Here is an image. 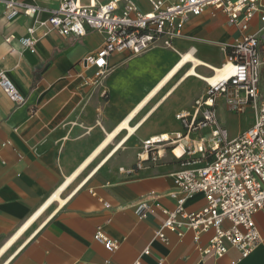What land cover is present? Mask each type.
Returning a JSON list of instances; mask_svg holds the SVG:
<instances>
[{
	"label": "crops",
	"instance_id": "crops-1",
	"mask_svg": "<svg viewBox=\"0 0 264 264\" xmlns=\"http://www.w3.org/2000/svg\"><path fill=\"white\" fill-rule=\"evenodd\" d=\"M22 1L38 10L13 20L5 17L0 2V73L26 98V104L17 107L0 86V264H135L138 260L142 264H264L261 213L254 215L261 240L251 254L243 257L240 250L229 247L220 258L202 255L197 248L209 243L212 230L203 233L198 244L191 231L182 239L164 231L166 243L156 238L166 220L162 211H150L145 218L135 213L141 200H151L153 207L176 208L172 195L180 190L174 177L182 167L171 153L141 169L135 164L149 138L182 132L178 114L191 111L206 91L197 81L199 76L180 70L151 95L185 54L221 66L227 57L224 47L241 38L240 29L229 24L223 11L208 7L189 20L185 34L173 39L172 48H154L129 59L114 54L109 60L112 71L96 78L95 69L85 66L84 60L97 54L105 36L97 31L70 37L45 34L61 0ZM135 1L143 12L151 10L148 0ZM30 27L38 39L35 53L21 44ZM250 27L264 36L258 18ZM216 54L220 57L213 60ZM200 69L208 71L203 75H211L209 66ZM146 101L132 121L135 134L124 143L123 134L102 148ZM218 114L224 126L229 115L252 119L238 135L255 123L251 111L229 113L224 99ZM64 186L59 195L63 203L51 201ZM206 203L202 194L195 195L187 199L186 209L196 212ZM99 226L119 240L114 252L95 240ZM147 249L149 255L144 253Z\"/></svg>",
	"mask_w": 264,
	"mask_h": 264
},
{
	"label": "built area",
	"instance_id": "built-area-1",
	"mask_svg": "<svg viewBox=\"0 0 264 264\" xmlns=\"http://www.w3.org/2000/svg\"><path fill=\"white\" fill-rule=\"evenodd\" d=\"M89 1L86 5L83 0H61L59 8L51 13L45 34H103L105 41L100 50L84 60L85 66L95 69L96 78H105L112 71L109 60L114 54L129 59L154 48H172L173 39L185 34L189 20L208 7L223 11L229 24L240 29L241 38L224 47L227 57L220 68L229 76L222 75L215 83L202 78L207 83L205 94L194 102L191 111L177 116L182 132L168 138H149L138 154V169L164 159L167 152L182 167L174 177L180 190L172 195L176 208L171 210L160 204L153 207L151 200H141L135 213L145 218L150 211H162L166 220L156 238L166 243L164 231L181 239L191 231L198 244L202 234L212 230L214 236L209 243L197 247L202 255L220 258L232 247L248 257L261 240L254 215H264V36L252 32L250 27L255 18L264 27V0H148L151 10L147 12L135 0ZM0 2L5 5L8 20L32 16L38 10L22 0ZM27 33L21 44L23 49L35 53L38 39L34 28H28ZM210 70L211 75H216V69ZM0 86L17 107L26 104V98L5 73H0ZM221 99L229 113L255 114L254 125L232 141L218 114ZM201 194L206 205L199 211H188L187 199ZM94 237L109 252L119 246V240L100 226ZM149 252L147 249L144 253ZM135 264L142 263L138 260Z\"/></svg>",
	"mask_w": 264,
	"mask_h": 264
},
{
	"label": "bare ground",
	"instance_id": "bare-ground-1",
	"mask_svg": "<svg viewBox=\"0 0 264 264\" xmlns=\"http://www.w3.org/2000/svg\"><path fill=\"white\" fill-rule=\"evenodd\" d=\"M193 63V64H192ZM202 65H207L210 67V69H213L217 71L216 75H210V76H201L199 74L198 66H202ZM180 70H184L186 72L187 76H193V77H200V80H202V78L207 79L209 82L211 83H215V81H217L218 78L222 77V75H224L225 77L229 76V72L228 71H221L220 66H213L210 63H206L200 59H196L194 56H192V54H185L183 55V57L180 59L179 64L171 71V73H169V75L164 79V83L157 89L154 91V93L151 95L153 96L157 91H159L161 88L164 87V85H166L167 83H169L171 81V79L180 71ZM204 81V80H203ZM150 96V97H151ZM149 100V98H147V101ZM147 101L141 105L140 107H138L133 113L130 114V117H128L123 123H121L115 130L114 132L109 136L108 139H106V141L104 142V144L102 145L103 147H108V145L114 141V139L121 137L123 134L124 136L122 137L123 143L126 142L129 138H131L132 135L135 134V131L137 129V127L135 125L132 124V121L136 118V114L140 111V109H142ZM168 135H165L164 138H168ZM122 143V142H121ZM121 146V145H119ZM119 146H117L116 148H118ZM100 148V149H102ZM100 149H98L97 152L100 151ZM115 150V149H114ZM177 150V153H180V151ZM95 154V153H94ZM96 155V154H95ZM94 155V156H95ZM92 158V157H91ZM92 160V159H91ZM89 161V160H88ZM90 162V161H89ZM70 183V182H69ZM67 185V184H66ZM66 187L64 186L52 199L53 200H58L61 204L63 203V201L61 200V197L59 196L61 194V192L64 191Z\"/></svg>",
	"mask_w": 264,
	"mask_h": 264
},
{
	"label": "rangeland",
	"instance_id": "rangeland-1",
	"mask_svg": "<svg viewBox=\"0 0 264 264\" xmlns=\"http://www.w3.org/2000/svg\"><path fill=\"white\" fill-rule=\"evenodd\" d=\"M219 57H220V54H216V55L212 56V59L213 60H214V58L218 59ZM201 72L207 73L208 71L204 70V69H200L199 73H201ZM201 75H203V74L201 73ZM203 76H205V75H203ZM197 81H200L203 84V86L205 87V91H206L207 83L204 82L203 80H199V79ZM251 120H252L251 118L247 119V118H242V117L235 116V115H233V116L229 115L227 118H225L224 119V124H225L226 130L229 133V139L231 141L234 140V138H236V136L239 134V132L243 131L246 128L247 123L250 122ZM131 145H132V143L128 144L125 149L121 150V153L123 154L124 152H126V150L131 148Z\"/></svg>",
	"mask_w": 264,
	"mask_h": 264
}]
</instances>
